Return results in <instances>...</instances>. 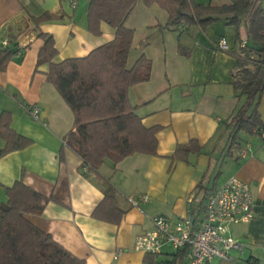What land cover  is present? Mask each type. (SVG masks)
Listing matches in <instances>:
<instances>
[{
    "label": "crops",
    "instance_id": "obj_1",
    "mask_svg": "<svg viewBox=\"0 0 264 264\" xmlns=\"http://www.w3.org/2000/svg\"><path fill=\"white\" fill-rule=\"evenodd\" d=\"M261 3L264 8V0ZM86 10V0H0V48L3 41L19 48L0 71V112L9 111L11 127L32 139L26 147L0 156V204L6 200V187L21 180L54 198L39 214L26 218L82 258L83 264H160L176 251L164 245L159 254L143 253L133 248L134 238L152 228L156 215L171 221L194 219L205 198L235 175L248 184L254 216L227 226L226 234L244 244L242 252L231 250V260L212 262L264 264V138L257 132L241 133L239 147L228 149L232 116L244 102L231 85L236 72L232 52L240 46L235 33L237 29L245 41L244 21L237 26L217 20L204 29L196 25L173 29L164 27L167 14L158 5L138 2L125 22L134 31L128 65L144 54L152 67L147 81L128 89V100L145 127H160L157 154L134 153L83 172L80 158L62 141L72 129V112L45 80L46 65L36 71L34 66L43 43L39 32L53 37L57 60L86 55L113 37L105 23L100 24L99 35L90 33ZM43 13L57 17L33 23L31 17ZM219 39H224L226 51L217 46ZM29 105L39 106V120L29 116ZM256 110L264 123V92ZM192 138L201 151L190 153L187 161L172 160L176 145ZM3 145L0 138V148ZM102 179L114 187L116 205L123 210L116 224L91 214L103 196ZM142 195L148 200L137 201Z\"/></svg>",
    "mask_w": 264,
    "mask_h": 264
},
{
    "label": "trees",
    "instance_id": "obj_2",
    "mask_svg": "<svg viewBox=\"0 0 264 264\" xmlns=\"http://www.w3.org/2000/svg\"><path fill=\"white\" fill-rule=\"evenodd\" d=\"M87 29L93 35L101 33L100 24L113 29V37L86 55L56 59L57 49L53 37L44 32L37 35L43 41L38 50L34 71L46 65L45 80L52 84L73 116L72 129L63 137L65 146L80 158V166L97 171L106 160L113 164L134 154L156 155V132L159 126L145 127L140 116L128 100V89L150 77L152 62L140 54L131 65L133 29L125 22L138 2L144 6L158 5L167 14L164 27L175 28L196 25L204 29L208 24L224 20L237 26L244 21L246 39L243 42L236 29L239 48L232 52L236 72L231 85L236 95L244 96L231 119L228 149L239 147L241 133L257 132L262 138L264 123L256 110L264 92V8L261 0H231L228 3L196 0H86ZM43 13L31 17L33 23L55 19ZM244 43L241 46V43ZM19 50L6 45L0 48V71ZM226 51V49H224ZM0 138L4 140L0 156L26 147L32 139L11 127V113L0 112ZM201 145L194 138L177 144L172 160L187 161L190 153H199ZM86 174V173H85ZM103 196L92 210L98 220L118 223L123 213L116 205L115 189L102 179ZM6 200L0 204V264H83L84 260L73 255L59 244L50 233L33 225L26 214H39L52 196L46 197L21 180L6 187ZM187 248L178 250L169 264H183Z\"/></svg>",
    "mask_w": 264,
    "mask_h": 264
},
{
    "label": "built area",
    "instance_id": "obj_3",
    "mask_svg": "<svg viewBox=\"0 0 264 264\" xmlns=\"http://www.w3.org/2000/svg\"><path fill=\"white\" fill-rule=\"evenodd\" d=\"M2 44L7 45L6 41ZM243 45L244 43L241 44ZM217 46L224 49V39H219ZM26 110L33 120H39L38 105H29ZM261 135H264L262 130ZM244 152L245 149H242L241 154ZM82 171L86 172L87 167L83 166ZM147 200V195L137 199ZM199 212L201 215L198 213L194 219L181 217L175 221L163 215L154 216L151 219L152 228L134 238L133 248L147 254L161 253L164 245H168L173 251L187 248L185 264H213V258L231 260V250L242 252L244 244L226 232L230 223L248 221L254 216V206L246 182L235 175L230 176L205 198Z\"/></svg>",
    "mask_w": 264,
    "mask_h": 264
},
{
    "label": "rangeland",
    "instance_id": "obj_4",
    "mask_svg": "<svg viewBox=\"0 0 264 264\" xmlns=\"http://www.w3.org/2000/svg\"><path fill=\"white\" fill-rule=\"evenodd\" d=\"M202 1H205V2H207L208 0H202ZM140 3V2H139ZM137 5V4H136ZM174 31H177V30H174ZM227 149H225V151H226ZM201 215V212H199V216Z\"/></svg>",
    "mask_w": 264,
    "mask_h": 264
}]
</instances>
